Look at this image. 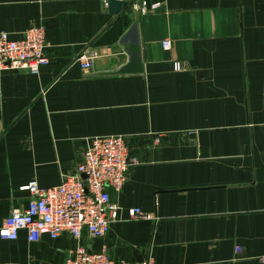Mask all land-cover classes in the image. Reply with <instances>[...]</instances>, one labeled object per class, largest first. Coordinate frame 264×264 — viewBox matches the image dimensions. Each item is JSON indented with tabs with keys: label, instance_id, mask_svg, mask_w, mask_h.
<instances>
[{
	"label": "crops",
	"instance_id": "obj_1",
	"mask_svg": "<svg viewBox=\"0 0 264 264\" xmlns=\"http://www.w3.org/2000/svg\"><path fill=\"white\" fill-rule=\"evenodd\" d=\"M128 3L109 14L104 0H0V31L42 25L48 56L36 73L0 70V224L29 198L21 186L59 184L89 138L126 136L139 157L108 188L105 236L21 231L0 239V264H61L78 246L154 264H264V0ZM135 13L142 72L115 73ZM86 49L91 72L74 60Z\"/></svg>",
	"mask_w": 264,
	"mask_h": 264
},
{
	"label": "built area",
	"instance_id": "obj_2",
	"mask_svg": "<svg viewBox=\"0 0 264 264\" xmlns=\"http://www.w3.org/2000/svg\"><path fill=\"white\" fill-rule=\"evenodd\" d=\"M135 12L145 9V2L132 3ZM152 4L149 9H153ZM168 38L161 40L163 49H168ZM45 40L42 25L30 26L17 39L9 38L0 31V70L26 69L36 73L48 62L44 52ZM97 52L86 49L74 59L85 72H91ZM183 68L181 62L173 61L172 69ZM126 136L106 135L89 138L80 152L71 172L54 186H39L29 179L21 189L29 194L24 207L13 208L2 219L0 239L14 240L23 231L24 238L37 241L41 234L55 238L61 233L72 239L85 234L88 238L105 236L111 218L108 188L117 191L127 180L130 169L139 162V157L125 143ZM111 211V210H110ZM129 216H143L138 208L127 210ZM239 251L238 248H235ZM264 261V259H262ZM61 264H154L150 253L143 260L115 259L105 250L88 252L83 247L75 248Z\"/></svg>",
	"mask_w": 264,
	"mask_h": 264
},
{
	"label": "water",
	"instance_id": "obj_3",
	"mask_svg": "<svg viewBox=\"0 0 264 264\" xmlns=\"http://www.w3.org/2000/svg\"><path fill=\"white\" fill-rule=\"evenodd\" d=\"M106 3L107 11L109 14L118 13L122 7L128 5L129 1L133 0H104ZM128 3V4H127ZM163 8H155V10H160ZM118 46L127 55V61L125 64L121 65L115 73L125 74V73H139L142 72V64L140 60L139 51V38L137 31V14L133 16V21L127 30L120 36L118 40Z\"/></svg>",
	"mask_w": 264,
	"mask_h": 264
}]
</instances>
